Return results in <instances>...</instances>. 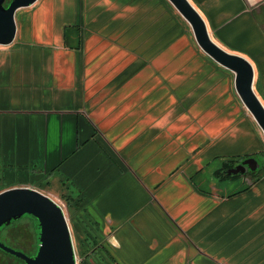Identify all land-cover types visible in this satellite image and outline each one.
Instances as JSON below:
<instances>
[{"label": "crops", "instance_id": "1", "mask_svg": "<svg viewBox=\"0 0 264 264\" xmlns=\"http://www.w3.org/2000/svg\"><path fill=\"white\" fill-rule=\"evenodd\" d=\"M190 1L264 100V0ZM16 22L0 45V192L62 197L94 227L86 264H264V172L219 175L260 155L263 131L169 0H38Z\"/></svg>", "mask_w": 264, "mask_h": 264}, {"label": "water", "instance_id": "2", "mask_svg": "<svg viewBox=\"0 0 264 264\" xmlns=\"http://www.w3.org/2000/svg\"><path fill=\"white\" fill-rule=\"evenodd\" d=\"M38 0H0V45H10L17 34L16 12ZM192 28L201 49L235 74V88L243 104L264 134V102L255 90V69L251 61L217 43L207 23L190 0H169ZM264 167L259 156L247 157L225 170L229 176H246ZM28 215L39 227L37 252L30 256L0 240V249L24 264H78L75 244L63 207L50 195L32 187H14L0 192V230Z\"/></svg>", "mask_w": 264, "mask_h": 264}, {"label": "rangeland", "instance_id": "3", "mask_svg": "<svg viewBox=\"0 0 264 264\" xmlns=\"http://www.w3.org/2000/svg\"><path fill=\"white\" fill-rule=\"evenodd\" d=\"M255 90H256L257 94L259 95V97L261 96V98H262L263 92L261 89V84L257 80L255 81ZM262 101L264 102L263 99H262ZM257 156H259L260 162L264 163V157L261 155H257ZM53 198L57 202L61 203L65 209V213H66L67 219L69 221V225L71 228V232H72V236H73V240H74V244H75V250H76V254H77V263L80 264L83 260H86L87 258H89L90 255L94 251V247L92 245H88L86 242H84V240H86L87 234L89 235L90 239L92 240L95 237V232L92 231L90 234L89 230L91 231L92 228L88 227L87 224H89V223H75V221H76L75 216L77 214H73L72 211L70 209H68L69 206L67 205V203H65L66 201L62 197L53 196ZM5 232H6V234H9V235L12 234V235L16 236L17 243H19L20 245L21 244L25 245L26 240L28 242L33 243L34 247H36L39 244L38 238H39L40 230H39L37 221L32 216L25 215L22 218L14 221L13 223H11L6 228ZM1 235H3V234H1ZM1 235H0V239H2L1 241L5 242L6 244H8L10 246L13 245L11 238L8 239L7 237L5 238V237H2ZM14 258H15L14 256H10V255L0 251V264H3V263L24 264L23 261L19 258H16V261H20V263L15 262L13 260ZM96 261L99 264H102V263L105 264L104 261L100 262L98 257L96 258Z\"/></svg>", "mask_w": 264, "mask_h": 264}, {"label": "trees", "instance_id": "4", "mask_svg": "<svg viewBox=\"0 0 264 264\" xmlns=\"http://www.w3.org/2000/svg\"><path fill=\"white\" fill-rule=\"evenodd\" d=\"M261 156H263L264 157V151L260 154ZM235 165V163H230V164H226L225 165V169L224 170H222V171H220L219 172V175L221 176V178H224V179H230V178H237V177H240L241 175H236V176H229V175H227V174H225V170H227L228 168H230V167H232V166H234ZM264 172V167L263 168H261L260 170H258V171H255V172H250L248 175H250L252 178H254V179H256L257 181L261 178V175H262V173ZM256 181V182H257ZM36 220V219H35ZM90 224V223H89ZM8 227V226H7ZM7 227H5V228H7ZM88 227L89 228H92V230L90 231L89 230V232H90V234H91V232L93 231V229H94V227H92V226H90V225H88ZM4 229V228H3ZM2 229V230H3ZM95 231V230H94ZM0 232H1V230H0ZM90 237H89V235L87 234V236H86V243L88 244V245H92L94 248H98V243L96 242V240H94V239H96V237H94L92 240L90 239ZM1 250V249H0ZM95 250V249H94ZM2 251V250H1ZM98 259L100 260V262L102 261V259H101V257H98ZM23 263H24V261H23ZM80 264H86V262H85V260H83Z\"/></svg>", "mask_w": 264, "mask_h": 264}, {"label": "flooded vegetation", "instance_id": "5", "mask_svg": "<svg viewBox=\"0 0 264 264\" xmlns=\"http://www.w3.org/2000/svg\"><path fill=\"white\" fill-rule=\"evenodd\" d=\"M6 228H4L3 230H1V234H3V235H1L2 237H7L8 239L9 238H11V240H12V243H13V245H11V247H13V248H15V249H17V250H20V251H23V252H25L26 254H28V255H30V256H32V255H34L36 252H37V249H38V245L36 246V247H34V244L33 243H31V242H28L27 240H26V244L25 245H20L19 243H17V238H16V236H14V235H12V234H6ZM0 240H2V239H0ZM10 246V245H9ZM1 251V250H0ZM2 252H4V251H2ZM4 253H6V252H4ZM6 254H8V253H6ZM8 255H10V256H14V255H12V254H8ZM15 258L13 259L15 262H18V263H20V261H16V258H18V257H16V256H14ZM20 259V258H19ZM22 260V259H21ZM23 261V260H22ZM3 264H8V263H3Z\"/></svg>", "mask_w": 264, "mask_h": 264}, {"label": "built area", "instance_id": "6", "mask_svg": "<svg viewBox=\"0 0 264 264\" xmlns=\"http://www.w3.org/2000/svg\"><path fill=\"white\" fill-rule=\"evenodd\" d=\"M244 178L246 180V183H248L249 185H253L257 181L256 179L252 178L250 175H246V176H244ZM59 204L63 207V205L61 203H59ZM63 209H64V207H63ZM64 211H65V209H64Z\"/></svg>", "mask_w": 264, "mask_h": 264}]
</instances>
